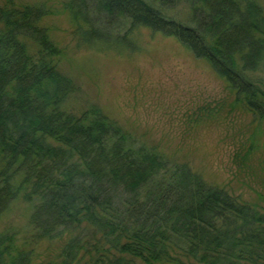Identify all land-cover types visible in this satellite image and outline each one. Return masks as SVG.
I'll return each instance as SVG.
<instances>
[{
    "label": "trees",
    "instance_id": "16d2710c",
    "mask_svg": "<svg viewBox=\"0 0 264 264\" xmlns=\"http://www.w3.org/2000/svg\"><path fill=\"white\" fill-rule=\"evenodd\" d=\"M0 1V217L23 197L34 203L36 241L69 235L45 264H264V207L172 164L98 108L65 111L75 86L40 25L46 9ZM66 9L96 51H133L139 29L174 38L264 122V0H69ZM32 256L0 234V264Z\"/></svg>",
    "mask_w": 264,
    "mask_h": 264
},
{
    "label": "rangeland",
    "instance_id": "374dc122",
    "mask_svg": "<svg viewBox=\"0 0 264 264\" xmlns=\"http://www.w3.org/2000/svg\"><path fill=\"white\" fill-rule=\"evenodd\" d=\"M68 2L14 0L18 7H44L48 13L40 25L61 50L58 71L75 86L63 109L80 116L98 108L172 164L187 165L207 184L264 207V122L237 102L209 63L174 38L148 29L135 32L133 51L90 49L75 33ZM33 210V202L18 198L0 217V234L14 235L32 252V264L57 261L69 235L36 241Z\"/></svg>",
    "mask_w": 264,
    "mask_h": 264
}]
</instances>
